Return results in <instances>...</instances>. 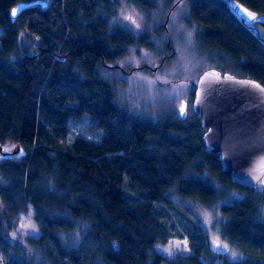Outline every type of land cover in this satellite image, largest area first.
Instances as JSON below:
<instances>
[{
  "label": "trees",
  "instance_id": "16d2710c",
  "mask_svg": "<svg viewBox=\"0 0 264 264\" xmlns=\"http://www.w3.org/2000/svg\"><path fill=\"white\" fill-rule=\"evenodd\" d=\"M35 1L47 6L11 21L12 8ZM126 1L147 12L178 0ZM188 1L200 44L221 55L220 71L264 86V24L241 23L225 0ZM236 1L264 16V0ZM103 4L0 0V147L18 144L21 154L0 162L3 264H264V190L239 188L221 172L196 115L134 117L99 77L97 67L127 46L152 48L146 31L109 30L94 17ZM170 190L217 210L218 235L241 258L212 252L193 217L182 223ZM28 206L40 235L12 241ZM184 235L189 255L168 261L155 251Z\"/></svg>",
  "mask_w": 264,
  "mask_h": 264
},
{
  "label": "rangeland",
  "instance_id": "374dc122",
  "mask_svg": "<svg viewBox=\"0 0 264 264\" xmlns=\"http://www.w3.org/2000/svg\"><path fill=\"white\" fill-rule=\"evenodd\" d=\"M188 3V0H178L170 6L171 9L163 6L161 10L145 12L129 1L109 0V4H103V7L94 10V17L106 21L109 30L121 28L133 35L144 31L149 34L152 44L150 50L139 44L129 45L125 54L111 64L97 67L99 77L111 85L116 102L134 117L146 118L153 122L159 121L165 115L178 117V107L184 100L188 106L183 119H190V113H193L192 95L198 77L208 69L220 71L221 55L200 44L201 34L189 19ZM249 25L254 26V23ZM79 127L77 126L75 133L84 129ZM86 135L89 139L94 136L89 133ZM13 148L14 146H7L0 150V162L4 159L3 153L11 154ZM19 150L15 155L21 156ZM258 188L264 190L263 187ZM167 195L172 199L174 209H181L184 225L187 222L192 226L190 216L201 226L212 252L226 256L229 261L241 258V255L232 250L218 235L216 222L222 219L217 210L184 201L177 197L173 190L168 191ZM33 216L34 211L28 206L27 213L17 215L14 231L8 237L12 241L21 242L26 237L37 239L40 233ZM170 216L174 218L173 213ZM176 225L178 227V223ZM188 242V236L184 235L180 239L171 238L164 245L155 244L154 249L170 261L190 254ZM0 264H3L1 258Z\"/></svg>",
  "mask_w": 264,
  "mask_h": 264
},
{
  "label": "water",
  "instance_id": "95a60500",
  "mask_svg": "<svg viewBox=\"0 0 264 264\" xmlns=\"http://www.w3.org/2000/svg\"><path fill=\"white\" fill-rule=\"evenodd\" d=\"M225 1L241 23L264 24L263 15L236 0ZM33 5L45 8L47 3L18 4L10 12L11 21ZM253 16L256 19H251ZM192 97V112L204 129L203 142L216 155L221 172L239 188H264V86L255 80L208 69L198 77ZM187 106L186 101L180 102L179 117ZM18 150L17 144L11 154Z\"/></svg>",
  "mask_w": 264,
  "mask_h": 264
},
{
  "label": "flooded vegetation",
  "instance_id": "af4514ba",
  "mask_svg": "<svg viewBox=\"0 0 264 264\" xmlns=\"http://www.w3.org/2000/svg\"><path fill=\"white\" fill-rule=\"evenodd\" d=\"M146 68L148 69V67H146ZM180 101H181V100H180ZM184 114H186V111L184 112ZM184 114H183V115H184ZM6 154H7V152H6L4 155H6Z\"/></svg>",
  "mask_w": 264,
  "mask_h": 264
},
{
  "label": "snow or ice",
  "instance_id": "6c2138e0",
  "mask_svg": "<svg viewBox=\"0 0 264 264\" xmlns=\"http://www.w3.org/2000/svg\"><path fill=\"white\" fill-rule=\"evenodd\" d=\"M13 14H15V12ZM251 19H256V17L253 16V17H251Z\"/></svg>",
  "mask_w": 264,
  "mask_h": 264
}]
</instances>
